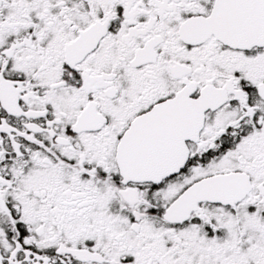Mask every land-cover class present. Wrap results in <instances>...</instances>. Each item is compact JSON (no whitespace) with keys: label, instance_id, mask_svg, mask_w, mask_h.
Here are the masks:
<instances>
[{"label":"snow or ice","instance_id":"6c2138e0","mask_svg":"<svg viewBox=\"0 0 264 264\" xmlns=\"http://www.w3.org/2000/svg\"><path fill=\"white\" fill-rule=\"evenodd\" d=\"M0 264H264V0H0Z\"/></svg>","mask_w":264,"mask_h":264}]
</instances>
